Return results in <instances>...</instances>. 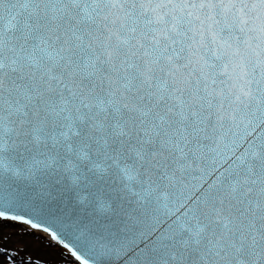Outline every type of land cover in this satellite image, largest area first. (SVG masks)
I'll return each mask as SVG.
<instances>
[{"label": "snow or ice", "instance_id": "snow-or-ice-1", "mask_svg": "<svg viewBox=\"0 0 264 264\" xmlns=\"http://www.w3.org/2000/svg\"><path fill=\"white\" fill-rule=\"evenodd\" d=\"M0 222L67 264H264V0H0Z\"/></svg>", "mask_w": 264, "mask_h": 264}, {"label": "bare ground", "instance_id": "bare-ground-1", "mask_svg": "<svg viewBox=\"0 0 264 264\" xmlns=\"http://www.w3.org/2000/svg\"><path fill=\"white\" fill-rule=\"evenodd\" d=\"M29 228L0 222V264H67L68 258L56 246H49L47 240L38 241ZM43 235V234H40ZM12 259L9 260L8 256Z\"/></svg>", "mask_w": 264, "mask_h": 264}, {"label": "rangeland", "instance_id": "rangeland-1", "mask_svg": "<svg viewBox=\"0 0 264 264\" xmlns=\"http://www.w3.org/2000/svg\"><path fill=\"white\" fill-rule=\"evenodd\" d=\"M17 226L21 227V228H28L27 226L25 225H21V224H16ZM65 256L68 258V256L65 254Z\"/></svg>", "mask_w": 264, "mask_h": 264}]
</instances>
